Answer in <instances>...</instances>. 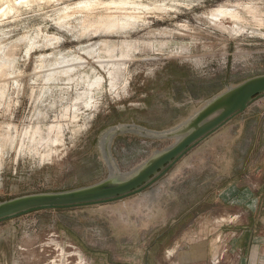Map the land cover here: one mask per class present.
<instances>
[{
  "label": "rangeland",
  "instance_id": "1",
  "mask_svg": "<svg viewBox=\"0 0 264 264\" xmlns=\"http://www.w3.org/2000/svg\"><path fill=\"white\" fill-rule=\"evenodd\" d=\"M70 1L37 2L0 23L6 33L0 32V55L15 59L16 73L0 80V204L93 187L119 173L125 180L182 139H152L139 131L172 133L219 96L264 76V0H130L150 9L140 12L135 27L96 39L80 38L76 19L64 29L58 27L59 9ZM220 9L236 10L239 19L218 15ZM46 34L61 40L28 57L18 41H43ZM106 41H128L135 49L124 62L119 51L114 58L80 51ZM43 53H55L61 61L79 55L85 63L69 74L61 73L67 64L58 65L59 75L48 80L55 58L41 70ZM109 60L114 62L110 65ZM116 60L123 64L113 88L107 73L118 69L112 66ZM93 75L105 78L103 88L90 86ZM57 125L61 132L51 129ZM122 127L136 130L115 135L108 153L110 134ZM263 167L264 96L141 196L82 210L40 211L4 222L0 247L14 248L18 254L25 251L13 256L14 264H90L85 248L101 253L120 244L124 249L140 246L143 252L156 239L160 254L193 220L189 217L170 237L161 238L191 203L201 197L214 199L217 193L209 191L225 190L235 178L243 182L245 173ZM118 253L124 255L123 250Z\"/></svg>",
  "mask_w": 264,
  "mask_h": 264
},
{
  "label": "crops",
  "instance_id": "2",
  "mask_svg": "<svg viewBox=\"0 0 264 264\" xmlns=\"http://www.w3.org/2000/svg\"><path fill=\"white\" fill-rule=\"evenodd\" d=\"M192 151L181 159L164 178L175 170ZM248 161L249 159L246 163ZM257 169V172L245 173L243 182L235 178L229 188L222 191L220 188L209 191V193L216 192L218 195L216 198L201 197L191 203L188 210L172 222L174 226L164 232L161 238L170 237L176 225L185 223L189 217H193V220L188 222V226L179 235L173 237L171 245L165 247L160 254L156 248L157 239L143 252L140 246L124 249L125 245L123 247L120 244L103 248L104 251L101 250V253L91 248L84 250L80 247V249H83V254L90 264H264V167ZM157 185L158 183L151 188ZM207 207L208 211L200 210ZM63 211L66 212V210L59 212ZM221 221L225 224L215 231L216 225ZM205 225L208 226L207 229ZM0 241H3V238H0ZM85 247L88 246L85 245ZM120 250H123L124 255L118 253ZM17 252L14 248L0 247V264H14L13 256L24 255L22 252L25 251L22 249L20 254Z\"/></svg>",
  "mask_w": 264,
  "mask_h": 264
},
{
  "label": "water",
  "instance_id": "3",
  "mask_svg": "<svg viewBox=\"0 0 264 264\" xmlns=\"http://www.w3.org/2000/svg\"><path fill=\"white\" fill-rule=\"evenodd\" d=\"M262 96L264 76L247 81L219 96L185 126L172 133L154 134L138 130L152 139L174 136H182V139L170 150L154 155L140 170L125 180H121L119 173L118 178L114 179L112 175L105 182L93 187L66 193L28 196L0 204V224L40 211L106 205L141 195L164 178L190 151L228 125L236 116L245 113ZM130 130L136 129L122 127L110 134L107 141L108 153L111 139ZM109 156L112 158V155Z\"/></svg>",
  "mask_w": 264,
  "mask_h": 264
},
{
  "label": "bare ground",
  "instance_id": "4",
  "mask_svg": "<svg viewBox=\"0 0 264 264\" xmlns=\"http://www.w3.org/2000/svg\"><path fill=\"white\" fill-rule=\"evenodd\" d=\"M52 1L53 0H0V23L4 21V20L2 21L3 18L8 19L11 16L21 15L24 12V10L31 9L32 5L37 3V2L38 3L39 2H41V3L42 2H50L51 3ZM58 2H62V1H58ZM37 5H39V4H37ZM44 5H45V3H44ZM62 7L63 8L59 9L60 15H59V19H58V27L64 29L68 25L69 21H71L72 19L79 20V23L81 26L80 38L93 37V39H96L99 35L120 34L123 31H126L130 28L135 27L136 23L138 21H140V19H141L140 12L142 10H149L150 9L149 8L150 6L148 7V6H145L143 4L138 3L136 1L132 2L130 0H110L108 2H104L103 0H80V1L79 0H72L67 5L65 3V6H62ZM129 9H131L132 11L131 12L129 11L130 13L129 12L127 13V11ZM154 9L165 10V7L156 6V7H154ZM59 10H58V12H59ZM121 12H125V13H123L124 15H120ZM216 13H217V11H216ZM24 15H25V13H24ZM218 15L231 17L232 19H234V21L239 19V15H238L237 11L231 10V9L230 10H228V9H226V10L222 9L221 10L220 9V11L218 12ZM218 15L214 14L213 17L216 18V17H218ZM5 22H3V23H5ZM1 27L2 26H0V32H3V28H1ZM90 33H92V34H90ZM3 35H6V33L3 32ZM60 40L61 39L56 37V36H52V35L49 36L46 34L44 36L43 41H38V40L31 39L28 37H23L18 42L24 43L25 49L27 50V56L32 57V55H35L33 53L36 52L37 50L46 51V49L48 47L52 46L55 41H56L55 43H58V41H60ZM41 45H43V47H41ZM133 48H134V44L131 42H128V41H123L118 45L106 41V42H102V43L91 44V45H89L85 48H82L81 50L79 49V50L83 51V53L88 55V56H93V55L97 54L98 58H102L100 56V54L103 52L105 54L109 55L111 58H114V56L118 55L116 52L119 51L120 52L119 54H121L120 55V58H121L120 61H123L124 59H126L127 57L130 56V52L133 50ZM1 51H2V48L0 47V52ZM115 53L117 55H114ZM51 57H54L55 59L51 62V65H50V67L52 69L50 70V74L47 77L48 80L53 79L56 74L59 75L60 70H58V68H56L58 65L67 64L65 70H63L61 73L69 74L71 71H73L74 69L77 68V64H79V67H80V64L84 65V63H85L84 59L79 55L69 56L71 58L73 57L72 61H67V59H62V61H61L57 58V55L55 53H52L49 55H46L43 53L39 57V62H40L39 68L41 70L45 68L44 65H45L46 61L49 60ZM106 58H108V57H106ZM117 58L118 57H116V59ZM110 60H109V63H110ZM117 60H116V63H114L112 66H118V69L114 70L113 72L109 71L107 73V75H109V77H110L111 85L113 88L115 87V80H116V77H117L119 70H120L119 65L123 64V63L122 64L117 63ZM14 61H15L14 58L12 60H7L5 55H3V54L0 55V80H2V78L6 77V76H13L14 74H16L15 69H14V67H15ZM100 61H101L100 63L103 62V60H100ZM72 62H76V63L75 64H69ZM113 62H111V63H113ZM111 63H110V65H111ZM82 65H81V67H82ZM101 67H103V65ZM90 74H91V72H90ZM86 76L89 77L88 74H86ZM93 77L95 79H94V81L91 82L90 86L95 87V88H101V87L103 88V86L105 84V78L102 77L101 75L100 76L98 75L97 77H96V75L95 76L93 75ZM90 79H91V77H90ZM5 80H7V79H5ZM89 84H90V81H89ZM4 94H5V92L1 93V95H4ZM51 129L52 130L56 129L58 132H61V126H59V125L52 126ZM32 130H34V129H32ZM36 134H37V132H36ZM8 140H9V138H8ZM109 158H110V161L112 162L111 156H109ZM113 178L116 179L118 177L116 176ZM74 256L79 257V259H82V257L80 256L79 253H76ZM78 264H80V262Z\"/></svg>",
  "mask_w": 264,
  "mask_h": 264
}]
</instances>
